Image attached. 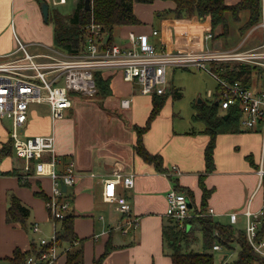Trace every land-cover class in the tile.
<instances>
[{
	"label": "crops",
	"instance_id": "0c3cea01",
	"mask_svg": "<svg viewBox=\"0 0 264 264\" xmlns=\"http://www.w3.org/2000/svg\"><path fill=\"white\" fill-rule=\"evenodd\" d=\"M41 1L43 0H0V61L5 58L4 54L16 48L17 37L26 43L27 48L33 50L28 49L32 53L47 52L50 47H56L54 26L49 18L44 19ZM44 1L49 4V15L55 7L51 6L50 2L64 4L56 3L57 0ZM225 1L227 4H234L239 0ZM137 3L139 2L134 3V11L141 22L120 26L119 41L124 40L130 29L150 33L153 28H157L158 34L152 35L151 38L158 49L164 46L175 49L182 45H192L194 41L205 42V34L208 32L213 33L208 42L212 49L216 50L236 47L246 49L260 44L245 45V41L224 44L218 38L227 37L230 26L227 35H222L223 26L213 28L210 18L202 19L197 15L175 17L169 12L176 7L174 0L140 2L147 8L145 16L137 11V5H142ZM155 21L158 23L155 24ZM104 74L105 78H109L111 93L97 95L100 103H88L87 106L100 108L106 115L108 127L113 126L112 132L106 136L107 140L102 143L105 146L101 147L100 152L93 153L88 152L85 146L83 149H77L76 141L68 142L61 136H55L58 154L65 160L74 158L77 163L78 177L70 192L73 195V210L77 214L75 231L80 237H85L84 263L94 264V258L103 253L107 241L110 240L114 247L105 257L103 264H172L171 256L165 251L163 237V227L169 224L166 215L168 190L172 187L178 189V186L182 188L179 190L191 189L195 205L199 208L203 194L199 179L200 175L204 174V182L207 188L211 189L206 209L213 207L214 213L210 214L213 218L217 215L227 216L229 223L234 226L242 218L241 212L258 184L257 166L261 156L263 134L259 127L244 129L241 125L239 131L218 133L213 152L215 166L212 171L207 172L205 151L211 135L203 131V122L198 126L193 125L200 121L192 118L196 112L194 104L192 114L187 118L182 116V124H176L174 97L171 89L167 90L168 95L161 110L143 134V142L148 150L162 155L165 170L160 171L134 149L137 142L134 126L146 125L154 105L153 94H143L139 85L125 81L120 72ZM252 81L253 84L254 79ZM124 97L133 99L129 108H122L120 105ZM44 104L49 111L47 103H33L28 119L17 127L20 137L48 133L55 135L54 120L50 111L49 115L40 117L35 110V106ZM125 109L128 110L124 111ZM5 118L8 117H0V149L3 148L5 152L0 157V232L4 233L7 239L4 248L0 250V259L10 264L7 257L13 256L15 248L29 250L31 242L37 240L21 221L8 222L7 209L11 205V195H16L21 202L29 206L30 215L27 220L30 223L45 224L50 222V219L44 194L51 190V179L30 177L27 183L21 181L19 173L24 172V160L19 164L13 160L11 153L14 149L10 136L13 121L8 118L12 126L10 130L4 124ZM173 165L178 166L179 172L168 175L166 172ZM116 166L122 168L124 173L134 175L132 187L118 185L119 192L124 194L131 204V216L138 218L137 227L129 228L127 232L117 228L124 214L116 209L114 202L106 201L103 197L104 178L110 176ZM234 175H238V179H245V182H235ZM261 199L262 193L256 192L253 206H258ZM232 211L240 212L236 223L230 220L229 213ZM40 229L37 233L43 232L41 227ZM96 234L98 235L95 236ZM221 250H224V253L220 256V262L225 264L229 253L226 249ZM65 259L66 256H62L58 260L59 264H65Z\"/></svg>",
	"mask_w": 264,
	"mask_h": 264
},
{
	"label": "built area",
	"instance_id": "2783aa9c",
	"mask_svg": "<svg viewBox=\"0 0 264 264\" xmlns=\"http://www.w3.org/2000/svg\"><path fill=\"white\" fill-rule=\"evenodd\" d=\"M262 11L261 23L264 29V0ZM85 28V42L80 50L70 52L50 47L47 52L32 53L26 43L17 37L16 48L4 54L5 58L0 61V117H8L13 121L10 132L12 147L24 160V172L19 176L22 180L30 177L51 179V190L45 198V204L49 219L54 223V230L50 237H39V252L28 256L26 264H55L62 256H66L68 247L57 243L56 219L74 212L70 188L75 185L78 177L76 160H65L58 154L53 133L34 134L25 138L19 136L17 127L26 122L33 103H47L52 119L61 118L65 109L72 106L76 94L89 97L97 94L98 71L109 74L118 71L125 81L139 85L143 94H162L168 90L169 66H196L209 70L217 79V86L220 88L218 94L216 90L208 89L210 100H218L220 108L226 113L228 108L238 107L242 115L241 126L244 129L259 127L263 134L257 167L258 184L241 212L245 218V226L235 231V237L240 229L245 232L248 243L264 259V35L262 43L246 49L208 48L206 43L213 36L212 32L205 34V42L194 41L192 45H182L175 49L167 46L158 49L151 38L158 34L157 28H153L150 33L130 29L121 41L111 37L94 18ZM108 33L110 35L106 38ZM226 61H243L262 66L263 73L259 77L258 72L254 71V83L246 85L238 78L230 79L220 75L212 67V64L219 66ZM132 100V97L122 98L121 107L129 108ZM175 171L179 172L177 165H173L166 173L172 175ZM63 184L66 189H63ZM119 184L132 187L134 175L126 174L122 168L116 166L112 174L104 178L103 197L106 201L114 202L116 209L124 214L117 228L127 232L129 228L137 227L138 218L131 216V204L119 192ZM256 192L262 193V199L258 206H253ZM188 198L190 196L185 190L175 187L167 192L166 215L169 222L181 230H189L193 226L188 221L190 217L214 213L213 207L205 212L195 211L194 205H188ZM239 213H229L232 223L238 221ZM32 230L40 232L38 222H34ZM234 245H237L236 241ZM221 249L225 248L220 242L213 244V250Z\"/></svg>",
	"mask_w": 264,
	"mask_h": 264
},
{
	"label": "trees",
	"instance_id": "16d2710c",
	"mask_svg": "<svg viewBox=\"0 0 264 264\" xmlns=\"http://www.w3.org/2000/svg\"><path fill=\"white\" fill-rule=\"evenodd\" d=\"M154 0H91V9L85 8V0H79L73 10L64 14L58 8L54 7L50 11L49 20L54 26V41L57 48L65 51H77L83 46L86 37V24L94 18L95 21L101 23L104 29L113 37L114 29L117 26L125 24H137L141 20L134 11L135 2L149 3ZM176 7L170 9L175 17L197 15L199 18H210L213 28L218 25L223 26L222 35H227L229 31V23L227 14L230 13L236 20L240 18V12L248 11V19L240 29L245 30L248 27L262 21V0H239L234 4H227L225 0H174ZM212 67L220 75L230 79L238 78L246 85H250L253 80V72L256 71L259 77L263 73V67L257 66L243 61H226L220 63L219 66L212 64ZM101 71L96 72V80L98 92L96 95H108L111 93L109 86V78L104 77ZM220 92V88L216 86V93ZM174 98L182 95L180 89L171 91ZM167 91L162 94H153V108L145 126H134L137 133V142L134 145L136 153L144 160L153 163L156 169L164 171L163 159L160 153H153L143 142V134L150 127L152 119L161 110ZM196 112L192 118L200 120L204 123V132L211 135V139L206 146V171L214 169V147L216 136L221 132H236L240 130L241 111L238 107H230L226 112L220 108L216 101L202 100L195 102ZM4 149H0V157L4 155ZM249 158V157H248ZM21 175V173H19ZM204 174L200 175V186L202 188V201L199 208L196 207L193 199V191L187 189L195 211L205 212L208 203L207 198L211 193V189L207 188L204 182ZM21 179V177H20ZM27 183V180H22ZM178 189L180 186H178ZM42 194L41 192H38ZM47 194H44V198ZM30 208L20 201L16 195H11V205L7 209L8 222L21 221L28 227V217ZM77 214L70 212L63 218L56 219L57 224V243L68 249L66 251L65 264H85L84 263V241L85 237H80L75 231V219ZM193 226L189 230H181L169 222L163 227V237L165 245L168 246L169 255L172 258V264H215L213 254V244L220 242L228 253L235 249L234 242L238 245L237 256L232 260L225 261V264H264V259L254 251L248 243L245 232L241 229L235 237L236 229L232 224H225L214 220L212 215H194L188 219ZM34 222H32L31 227ZM238 230V229H237ZM202 237V250L190 249V239L194 241L198 235ZM38 240L31 242L29 250L23 251L17 247L13 256L7 257L10 264H26L28 256L38 254ZM114 245L110 240L106 243L103 253L94 258V264H103L105 257L113 249ZM185 247V248H184Z\"/></svg>",
	"mask_w": 264,
	"mask_h": 264
},
{
	"label": "rangeland",
	"instance_id": "374dc122",
	"mask_svg": "<svg viewBox=\"0 0 264 264\" xmlns=\"http://www.w3.org/2000/svg\"><path fill=\"white\" fill-rule=\"evenodd\" d=\"M77 1L78 0H67V2L64 4H54L53 2H50V4L51 6L54 5L64 14H68L73 10ZM137 4H142V5L139 7V5ZM137 4H136L137 11H139V13H142L145 16V12L147 10V8L143 6L145 4L140 2ZM240 13H241V18H239V20L234 19L230 13L227 14L228 23L230 26V33L228 34L227 37H219L218 39H221L224 42V44H226V42L227 44L228 43L231 44L240 41H245V45L262 43L264 29L261 21L248 27L245 30L243 29L241 30L240 27L246 23L249 13L247 10H243ZM157 23L158 21H155V24ZM119 27L120 26H117L114 29V33H113V37H115L116 40L117 39L119 40L121 37L120 36L121 29ZM206 46L212 49V46L208 41L206 43ZM28 49L33 51L30 47ZM116 73L119 72L117 71ZM167 76H168V91H170V89L171 91L172 89H180L182 92L181 96L174 98L173 100L174 110L175 112H177V118L175 119L176 124L178 122L182 124V121H180L182 120V116L183 118H187L189 115L192 114L194 110L193 104L197 102L199 98H202L205 101L209 100L210 98L207 96L208 89L215 90L218 83L215 76L212 73H210L209 70H207L206 68L196 67V66H192V67L169 66L167 69ZM137 92H139V90H137ZM98 98L97 95L89 97V96H84V95L81 96L79 94H76L75 97H73V104H72L73 108H66L63 118L62 119L57 118L54 120L55 136L56 135L61 136V138H63L64 141H68V142L76 141L77 149H83L82 147L85 146L89 150L88 152L91 151L93 153L100 152L99 150L101 149V147L105 146L104 144L102 145V143L107 140L106 136H108L107 134H110L112 132L113 126L108 127L106 122L107 121L106 115L105 113H103V111H101L100 108H96V106H87L88 103H93L94 105L95 104L98 105V103H100ZM35 110L37 111V114L40 117L49 115L48 107L46 106V104L35 106ZM127 110L128 109H125L124 111ZM4 124L7 125V127H9L10 130L12 129L10 119L5 118ZM199 124H202V121H197L193 125L198 126ZM11 155L13 157V160H16L18 164L21 161H23V159L20 158L15 153L14 150L12 151ZM233 178L235 179V182L238 181L242 183L245 182V179L242 178L238 179V175H234ZM256 181H257V176H256ZM241 217L242 218L238 221V223L234 224V228L236 230L239 228H243L245 226V219L243 218L242 215ZM214 220H218L225 224H230L229 218L224 215L214 216ZM43 223L41 222L39 223L40 227L43 230L42 233H34L31 227L32 222L30 223V221H28L27 223L28 224L27 229H29V231L34 234V237L37 240L41 235L45 237H50V235L53 233L54 230L53 221L50 220V222L48 221L45 224ZM0 238H1L0 250H2L5 246V241L7 238L2 232H0ZM190 241H192L189 247L190 249L192 248L196 250H202V237L200 234L198 235V238L195 241L192 238L190 239ZM169 250L170 249H168V246L165 245V251L168 253ZM223 251L224 250L213 251L215 264H222L220 262V256L222 253H224ZM237 251H238V245H235V250L229 253L228 260L234 259L237 256ZM57 263L59 264L60 261L56 262L55 264ZM0 264H6V263L2 259H0Z\"/></svg>",
	"mask_w": 264,
	"mask_h": 264
},
{
	"label": "water",
	"instance_id": "95a60500",
	"mask_svg": "<svg viewBox=\"0 0 264 264\" xmlns=\"http://www.w3.org/2000/svg\"><path fill=\"white\" fill-rule=\"evenodd\" d=\"M41 7H42V12H43V15H44V19L45 20H48L49 18V4L47 1H41ZM85 8L87 9H91L92 6H91V0H85ZM109 33L106 35V38L109 37ZM202 101V98H199L198 99V102ZM216 104H218V100L216 101ZM228 115V112L225 114V116ZM63 189H66V185L63 184ZM188 205L190 207H192L193 203H192V200L190 198H188Z\"/></svg>",
	"mask_w": 264,
	"mask_h": 264
}]
</instances>
